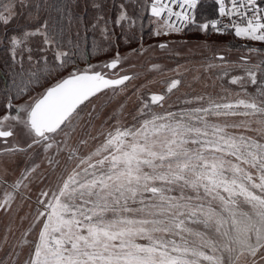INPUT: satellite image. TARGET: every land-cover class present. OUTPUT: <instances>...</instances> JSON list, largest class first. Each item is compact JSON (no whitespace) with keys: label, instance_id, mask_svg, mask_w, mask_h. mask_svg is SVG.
<instances>
[{"label":"snow or ice","instance_id":"obj_1","mask_svg":"<svg viewBox=\"0 0 264 264\" xmlns=\"http://www.w3.org/2000/svg\"><path fill=\"white\" fill-rule=\"evenodd\" d=\"M0 68V264H264V0H0Z\"/></svg>","mask_w":264,"mask_h":264},{"label":"rangeland","instance_id":"obj_2","mask_svg":"<svg viewBox=\"0 0 264 264\" xmlns=\"http://www.w3.org/2000/svg\"><path fill=\"white\" fill-rule=\"evenodd\" d=\"M179 39V38H177ZM185 39L192 41L193 44L197 42H202V37H198L196 35H189ZM150 43V42H149ZM181 52L179 56H167L160 53H154L151 56L145 57V63L148 60H154L156 62H160L166 64L169 68L176 69L177 64L182 65L183 67L180 69L181 74L184 78V85L181 87L180 92L176 93L177 97L183 96L185 93H201L205 91V82L207 84V91H213L212 84L213 80L211 79L210 72H214L215 69L210 70V72H205L202 67H199V64L203 63L200 56L198 55L200 49L197 48H189L181 44L178 46V49ZM210 55V53H208ZM232 56H236L237 53H230ZM187 68L189 71H184ZM197 73L201 74L202 79L198 82L193 79ZM171 75L172 73H167ZM220 81H215V84L219 86ZM191 85V87H189ZM175 100V97L173 98ZM178 106V105H177ZM17 223H11L10 217L0 213V242H2L4 233L6 229L11 226L12 232L16 233V236H12L9 234V244H11L18 236L19 232L17 231ZM7 247V246H5ZM4 259V250H0V260Z\"/></svg>","mask_w":264,"mask_h":264},{"label":"trees","instance_id":"obj_3","mask_svg":"<svg viewBox=\"0 0 264 264\" xmlns=\"http://www.w3.org/2000/svg\"><path fill=\"white\" fill-rule=\"evenodd\" d=\"M91 2H92V0H88L89 10L90 11H91ZM80 3H81V7L83 8L84 0H80ZM189 35H191V34H189ZM145 40H146V42H151V41L148 40L147 36H145ZM132 46L134 47L135 45H132ZM3 76H4L3 69L0 68V88H2L4 86V84H5Z\"/></svg>","mask_w":264,"mask_h":264}]
</instances>
